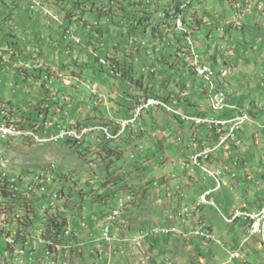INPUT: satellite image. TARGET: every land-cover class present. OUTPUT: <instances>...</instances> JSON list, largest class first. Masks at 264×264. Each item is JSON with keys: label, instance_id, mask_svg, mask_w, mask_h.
I'll return each mask as SVG.
<instances>
[{"label": "rangeland", "instance_id": "obj_1", "mask_svg": "<svg viewBox=\"0 0 264 264\" xmlns=\"http://www.w3.org/2000/svg\"><path fill=\"white\" fill-rule=\"evenodd\" d=\"M10 1L7 0V4ZM110 1L85 0L88 10L79 12V16L90 24L96 25L95 29L105 33L104 37L109 47L116 44L121 46L119 49V61L122 65L126 63V69L134 77V86L130 80L125 79L128 82L125 83L124 78H118L113 71H109L107 68H100L93 57L87 61L83 59L78 61L77 64L85 68L74 69L75 67L72 66L69 58L59 54L55 57V61L59 66H64L67 70L74 67L76 76H79L81 71L85 79L98 84L99 92L105 96V102L111 103L110 108L115 115L129 116L128 110L132 105L129 101L136 98V95H142L143 97L150 94L140 91L141 89L139 90L135 86L136 82L143 78L150 87H154V92L150 94L151 97L154 94H166L168 96V90H170L176 94V98H179L181 93L178 88H181L183 90L182 93L187 94L188 100L197 103L199 107L205 110L210 111L208 107L212 110V101L209 97L210 84L199 76H197L198 79L192 80L190 75L184 71L181 63L177 64V70L173 74H164L163 67L158 64L157 74L154 76L140 71L141 66L147 63V59L135 65L133 58L129 55V51L133 49V45L130 43L132 34L129 35V22L133 21L132 16L138 14L139 11L134 5H131L130 0H116L119 7L115 14L110 18L102 17L101 12H98L97 9L101 10V6H110ZM143 1L139 0L138 3H144ZM161 1L163 5H166L170 0ZM194 1L192 0L191 3ZM201 1L199 0L198 4L190 10L191 13L197 14L202 18L205 21V25L207 24V26L204 25L205 30L190 33L195 44L196 54L199 55V61L203 64H209L210 67L214 66L218 74V72L222 71L220 68L225 66L221 60L223 58L226 59L230 55L227 53V57H223L224 54L228 49H233L234 54L228 60L231 63L229 66L224 67L226 73L223 70L224 73H220L217 82L222 84L220 88L230 95L233 101L232 104L238 109H242L248 114L249 111H254L253 113H255L258 110L259 115L252 116L249 114V123L239 133V140L242 142L241 146L238 147L237 153L239 154L238 158H236L239 161V165H231L230 160H228L226 162L229 165L228 168H220L219 178L228 187H222L218 193L211 197L216 202V207L202 206L200 207L201 210L199 208L193 217L188 218L191 223L187 224L189 228L185 231L186 237L182 236L179 238L176 235H171L149 239L141 243L137 248L133 245L130 248L129 243L122 242L121 245L124 246V251L112 246L114 250L112 258L114 260L120 259V264H162V262L167 264H244L238 260L230 261L231 255L239 250L248 264H264V248L261 247V240L257 238L249 239L248 232L242 222L235 224L225 222V217L231 216L234 207L246 205L248 210H250L254 207V202L260 203V198H264V28L262 32H259L258 27L255 26L256 15L252 16L258 10L262 11L264 16V0H250L251 15L245 13L240 20L242 24L248 22L250 25L239 30L235 29L234 32L232 31V36L237 41L229 43V45L223 41V37L226 34L229 36L230 33L218 32L217 28H224V26L229 28L227 22L229 20L233 22L241 11L233 9L224 0H204L202 3ZM237 1L244 2L245 0ZM260 2H262V6H260ZM92 5L95 6L94 9ZM243 7L245 9V5ZM248 7L247 5L246 9ZM164 8L167 9L168 7H161L160 9ZM68 10L72 12L73 6L69 4ZM11 15L16 19L13 26H10L4 20V18ZM187 15L189 16L190 14L187 13ZM152 16V22L162 25L160 12L158 19L156 15ZM263 16L257 14L258 18ZM23 17V12L15 11L11 13L7 7H0V26H4L3 28L17 26L16 32L20 33L18 26L22 24V21L21 24L19 22ZM24 21L25 24L27 23L33 29L29 33L38 31L39 34L41 33L45 36L50 33L40 25L35 24L33 20ZM166 30L167 28L163 32ZM134 32L137 33L136 35L141 34L140 30L136 31L134 29ZM18 35L27 39V41L20 43V47L28 49L25 44L31 45L29 34L21 33ZM210 35L212 38H210ZM181 36L183 34L178 32L179 39H181ZM83 41L86 42V39ZM145 41L148 48L152 49L154 47L155 42L152 38ZM170 41L176 44V39L172 33L164 35L163 41L160 40L158 45L167 61L169 55L175 51L174 47H169ZM181 44L186 50V42L183 41ZM22 50L20 49L19 51ZM107 52V49L102 50L100 56L106 58ZM1 54H4V52L0 51V56ZM83 55L87 56L89 53L84 52ZM214 56L216 57L215 60L218 59V63L214 60ZM189 58L191 59L192 57ZM190 59H186L184 63L190 64ZM148 63H153V60L148 59ZM40 68L41 66L39 65ZM7 73L8 76H1L0 79L2 80L0 102L4 105H9V102L13 101L15 106L25 108L30 113L29 104L35 103V106H37L38 99L36 96L29 95L27 90L32 88L33 91L31 93L35 91L38 96L40 95L38 93H41V88L26 85L28 89H24L25 85L20 83L21 78L14 70ZM53 74L55 77L63 76V73L59 72L49 73L52 76ZM184 74L186 75L184 76ZM65 79H67L68 84H74L72 75H65ZM11 81L13 84L19 83L22 86V90L16 86L7 87L6 84ZM165 82L169 84V87L165 86ZM188 85L190 87H187ZM61 91L69 96L73 93L72 90L65 86L61 88ZM77 91L79 96L81 95L80 99L84 104L83 107L88 109L87 116L91 117L94 107L86 88L80 86ZM181 104L182 112L188 113L187 115H196L187 111L184 103ZM83 107L81 108L83 109ZM100 110H97V112L99 114L103 113L101 117L109 119L111 112L106 113L105 109L101 107ZM118 110L125 112L122 115ZM210 112L213 114V111ZM234 113L236 114L237 111H234ZM32 114L35 117L37 116L35 112ZM170 114L173 115L171 112ZM216 115L218 114L213 116ZM76 117L81 119L79 115H76ZM168 117L169 115L162 110L158 111V114L146 112L144 117L137 122L134 130L126 137L113 143L96 141L92 147H82L79 152L71 147L61 145L64 144L62 142L47 145H36L17 140L6 144L0 142V162L4 160V157H8L11 163V171L21 175H27L38 168L45 167L49 162L59 164L60 172L64 179V184L59 188H63L66 194H70L69 201L72 202V207L66 206L62 213L67 218V222L73 223V226L76 227L75 230L81 232L82 222L85 223L86 228L84 229L86 231L83 232L85 235L86 232H89L90 235L91 233H99L104 214L111 212L114 210L113 208L117 207L122 195L133 194L134 200L127 206L119 223L122 232L119 233L118 238H121V241L126 240L132 237V231L135 234L137 231H143L155 226H166L168 215L176 210L175 202H183L181 206H185L188 203L192 205V203L197 201L198 192H193L196 188L195 186L185 190L187 193V204H184L185 201L183 199L178 198L180 195L178 189L182 190L183 187H178L177 193L176 188L181 185L183 179H186V174H192L200 178L204 190L215 186L212 176L195 168L190 162L189 156L193 150V143L188 138V134H190L188 128L185 126L184 131L179 132L176 129L177 126L183 129L184 125H180L175 119L173 123L167 120ZM178 138L184 139L182 140L183 142ZM213 138H215L214 135ZM218 153L221 152L219 151ZM90 163L94 165L91 166ZM189 163L191 164L188 165ZM209 169L215 171L212 168ZM93 181L94 183H91ZM204 190H200V192ZM175 197L174 202L173 198ZM102 198L107 204L102 203V200H100ZM46 212H50V214L45 216ZM50 216L51 209H44V220L49 219ZM198 220H203L208 226L212 227L216 232V236L221 239L225 246H219L216 243L204 241L200 238H191L188 235L189 233L186 232L192 230V226ZM41 225L43 224H35L37 228L35 230L40 231L38 227ZM121 226L124 227L121 228ZM3 246H5L4 241L0 240V251ZM121 258L124 260H121ZM135 258H137L136 261H134ZM82 259L85 261L86 259L88 261L97 260L95 256L90 258L79 257L72 260L69 264H78ZM107 260L109 259L107 258Z\"/></svg>", "mask_w": 264, "mask_h": 264}, {"label": "built area", "instance_id": "obj_2", "mask_svg": "<svg viewBox=\"0 0 264 264\" xmlns=\"http://www.w3.org/2000/svg\"><path fill=\"white\" fill-rule=\"evenodd\" d=\"M13 1L25 3L30 15L44 18L47 28L55 27L61 42L65 44V48L61 50V55L74 54V61L71 64L75 69L85 68L79 66L78 61L81 59L87 61L93 57L100 68L113 71L118 78H127L124 73L126 69H123L126 63L122 65L119 61L121 46L116 44L109 47L106 44L105 33L95 29L96 25L90 24L79 16V12L83 8L88 10L85 0H36V7H29V1ZM138 1L130 0L131 5H134L139 13L133 15V21L129 22V35L132 34L130 43L133 45L129 55L133 58L135 65L147 59V63L141 66L140 71L154 75L157 72V65L148 63V56L158 54V50L148 48L145 41L152 38V15H156L158 19L160 8L168 7V21L165 26H160V28L165 27L168 30L165 31L166 34L172 33L178 37V30L172 29V20L174 19V13H180L183 9L184 0H170L166 5H163L161 0H153V2L144 0L145 4L138 3ZM224 2L232 4L234 9L241 11V14L251 7L250 0L244 2L224 0ZM69 4L73 6L72 12L68 10ZM247 5L249 7L246 9ZM260 6H262V2H260ZM118 7V2L111 0L110 6H101L100 8L103 14L112 17ZM195 21L194 16L190 24L195 23ZM190 24L186 27V36H181V39H179L187 44L186 50L183 46L179 47L181 57L184 60L192 57L189 70L193 76L197 77V71H205L204 80L210 84L209 97L211 101L231 105L230 95H224V90L219 87V84L218 86H211V78H218L220 72H218V76H211L209 64H203L199 61V55L196 54L195 44L190 35ZM235 24L236 29L249 25L248 22L242 24L240 21H236ZM134 29L141 31V34H138L140 37L136 35ZM226 29V27H221L217 31L224 32ZM165 33L163 32L164 35H166ZM40 39L44 40L45 37L38 36L37 40ZM84 39H86V42L83 41ZM41 46V43L36 44L33 47L34 53H41ZM105 49L108 51L106 53L107 57L102 58L100 53ZM6 51L10 55L6 60L7 62L13 63L14 58L11 60L10 58L16 54L18 55L15 58H19L18 51L12 47L7 46ZM84 52H88L89 55L84 56ZM0 57L3 60L5 59L4 54H1ZM14 71L21 78L20 83L28 77L30 71H34L33 81L41 88L42 93H39L40 95L37 98L39 101H45V108L34 109V103H30L29 113L25 108L15 106L14 102H9V105L0 103V118L8 120V128H6L4 134H0V142L2 143H11L15 140L24 142L27 139H22V132H30V135L40 134L42 137L57 139L65 146L79 151L80 148L85 146L92 147L96 141L113 143L126 137L134 130L135 125L144 117V114L152 109L162 110L170 115V109L174 108L164 99L153 96L135 104L138 105V113H130L129 116L115 115L112 113L110 103L105 102V96L99 92L98 84L85 79L81 71L79 76H73L74 84H67L65 72H63L62 77H51L39 70V65H21L19 61L14 64ZM10 86H16L22 90L19 83L13 84L11 81ZM63 86L70 90H77L80 86L86 88L94 107L91 117L78 119L73 114L69 106L76 97L75 93L73 92L71 96L63 94L61 91ZM205 93L207 92L205 91ZM100 107L105 109L106 113L111 112L109 119H104L101 117L103 113L99 114L97 112ZM235 108L233 106V109ZM8 109H16L17 118H7ZM236 110V114L224 118H209L202 115L192 116L184 113H182V116H172L178 122L197 129L204 128L215 134L216 145L213 148L198 152L191 159L194 167L213 177L215 186L206 190L199 197L197 206L193 208L182 206L179 210L172 212L168 216L166 226L152 227L149 232H146L143 240H135V234L122 241L121 238H118L119 233L122 232L119 227L122 215L127 206L134 200L133 194H128L122 195L117 207L113 208L115 217L101 222V236L97 239L94 249L87 248V240L92 237V234L86 232L85 241L82 242L79 234L72 229L71 223L67 222V218L62 213L66 206L72 207V202L69 201L70 194H66L63 188H59L64 184L60 165L49 162L45 167L38 168L36 172L21 175L11 171L9 158L4 157V160L0 163V240L4 241L5 246L0 251V264H32L35 262L38 264H68L75 258L90 257V255L95 256L97 259L93 264H113L112 254L114 250L112 246L115 247L116 243L120 245L119 249L122 251L124 248L121 245L122 242L129 243L130 248L132 245L137 248L149 239L171 235L182 237V233H185L189 228L187 225L189 224L188 218L193 217L200 207H216V203L210 201L209 197L218 193L225 184L219 178V170L211 171L209 169L211 168L210 161L214 153H217L220 149L228 150L232 146L237 148L241 146L239 133L249 123L246 120V112L242 109L236 108ZM33 112L36 113V117L32 114ZM90 165L93 166L94 164L90 163ZM25 177H32V184H25ZM91 183H94V181ZM44 209H51L50 220H43ZM55 219H63L61 229L55 228ZM225 222L229 224L242 222L246 227L249 239L257 238L261 240V247L264 248V200L263 205L257 209L248 210L246 206L235 207L231 216L225 217ZM35 224H43V227H48V234L34 232ZM123 227L121 226V228ZM192 227V230L186 232L191 233V238H200L219 246H225L221 239L216 236V232L205 221L198 220ZM84 228H86V225L82 222L81 230L86 231ZM236 260L248 264L242 257L240 250L231 255L230 261Z\"/></svg>", "mask_w": 264, "mask_h": 264}, {"label": "crops", "instance_id": "obj_3", "mask_svg": "<svg viewBox=\"0 0 264 264\" xmlns=\"http://www.w3.org/2000/svg\"><path fill=\"white\" fill-rule=\"evenodd\" d=\"M203 1L204 0H202L201 3ZM198 2H199V0H197L193 4V6L188 10V14H190L188 16L189 18H194V14L191 13L190 10H192V8H194L198 4ZM228 5L234 9V6H231L230 4H228ZM2 6L7 7L11 13H14L15 11L16 12H18V11L19 12H23L24 13V17L19 22V24H21V21H22V24L20 26H18L19 27L18 30H20V33L16 32L17 31V26L16 27H11V28H9V27L3 28L4 26L3 27L0 26V51H3L4 52V56H5L4 60L0 57V79H1V76H3V77L8 76L7 72L14 70V64H16L19 61L21 62V65L22 64L23 65H28V64H30V65H33V64L34 65H40L41 68L39 70H41V71L43 70L42 72L45 71L44 72L45 74H49L51 72H59V73L65 72V74H69V73L74 72L75 68L73 69V67H72V69L67 70L64 66H59V64L55 61V57L58 56L59 54H61V50L63 48H65V44L63 42H61L60 37H59V35L57 34V32L55 30V27L47 28L46 27V20L44 18L30 15L28 13L26 4L23 3V2H20V1L19 2H14L13 0H11L7 4V0H0V7H2ZM250 10H251V7H249V10H246L243 14H241V12H240V14L237 15L236 18H234L233 22H231V20H229L227 22V25L229 24L228 25L229 28H227L226 31H224L222 33H230V35L228 36V34H226L225 37H223V41L225 43H227L229 45V43H233V42L237 41L236 38L233 37L232 33H231L232 31L234 32L236 27H237L236 24H235V21L239 22L241 20L242 16L245 13H247V14L249 13L251 15ZM257 14L263 16L262 11L258 10V11H256L255 14H252L253 17H254V15H256L255 18H257L255 26L258 27L259 32H262L263 28H264V16L261 17V18H258ZM195 15H197V14H195ZM4 20H5V22H8V24L10 26H13V23L16 21L15 17H13L12 15L8 16L7 18H4ZM24 20H30V21L33 20L35 24L40 25L42 28H44L45 30L49 31L50 33L47 34L46 36L44 34H41V33L39 34L38 31L36 33H29L33 29H31L32 27L30 25L28 26L27 23L25 24ZM195 20L198 21L199 25L201 26L200 30H205L206 29L204 27L205 24H204V21H202V18H200L197 15L195 17ZM196 21H195V23H196ZM248 24L250 25V23H248ZM153 25H155V26H153ZM153 25H152L153 28H151V35H153L152 39L155 42V45H154V47L151 50H158V54H154V56H148V59L149 60H153L154 64H156V65L158 64L161 67H163V73L164 74H168V73H172L173 74V72H175L177 70V64L181 63L184 71L186 72V74L188 73L190 75L192 80L193 79H198L197 77L193 76L191 74L190 70H189V66H190L191 63L190 64L184 63L185 60H184V58L181 57L180 50H179V47L180 46L182 47V44H181V41L179 40V38L175 34H174V37L176 39V44L172 43L171 41H170L171 43L169 44V47L170 48L174 47L175 51L173 52V54L169 55L168 61H167V59H165V56L162 53L161 49L158 47V45H159L160 40L163 41V37H164L163 30L165 28V27H161L160 28V26H165L166 22L165 21L162 22V25L161 24H157V23H153ZM195 26L199 30L198 25H195ZM205 26H207V24ZM224 27H226V26H224ZM21 33L22 34H29V42H31V45L25 44L28 47V49H26L24 47H20V43L22 41H27L26 38L22 37L21 35L20 36L18 35V34H21ZM39 35L40 36H44L45 39L44 40H41V39L37 40V37ZM245 37H247V36H245ZM38 43H41V45H42L41 46V53L36 54L33 51V47L36 44H38ZM62 44H63V47H62ZM7 46L12 47L14 50H17L18 53H19V58H15L18 54L14 55V56H11L10 60L12 58H14V62L13 63H10V62L6 61L8 59V57L10 56L7 53V51H6ZM20 49H23V50L19 51ZM227 53L230 54L229 57H227ZM233 54H234V50L233 49L232 50H229V49L227 50V52L223 56V57H227V58L226 59L223 58L221 60V61H223V65H225V66H229L230 65L231 61H228V60L232 58ZM72 56L74 57V54ZM63 57L70 58V57H68L66 55H64ZM159 57H161V58H159ZM187 59H190V58H187ZM69 60L72 62L71 59H69ZM190 60L192 62V59H190ZM216 62L218 63V59L216 60ZM225 66L221 67L220 70H225V68H224ZM4 68H6V70H4ZM45 69H47V70H45ZM123 69H126V65L123 66ZM157 70H158V66H157ZM124 73L127 75V78H129L131 80H134L133 75L127 69L125 70ZM215 73H216V68H215ZM220 73L223 74L224 72L220 71ZM156 74H157V72H156ZM186 74H184V76ZM33 75H34V71H30L28 77H26L25 80L21 81V83H23V85H25L24 89H28V88H26V85L38 86L33 81ZM215 76H218V74L216 73ZM215 79H216V81H215ZM218 79H219V77L218 78H214V82L217 84V86H218V82H217ZM1 81L2 80H0V85H1ZM125 83H128V82L125 81ZM131 83H132V81H131ZM164 84H165L166 87H169V84H167V82H165ZM132 85L134 86V84H132ZM220 85H222V84L219 83V87H220ZM6 86L7 87L10 86V83H7ZM135 86H137L139 90L141 89L140 91L145 92L147 94H149V93L151 94L152 92H154V87L153 86L150 87L148 85V83H146V80L144 78L142 80H140L139 82H136ZM187 87H190V86L188 85ZM191 87H192V85H191ZM71 90H72V92L75 93L76 97L74 98V101L71 103L69 108L72 109V112H73V114H75V116L79 115L80 118L87 117L88 109H85L83 107L84 104H83L82 100L80 99L81 95L79 96L77 90H74V89H71ZM178 90L181 93L180 95L182 97L180 96L179 98H176L175 97L176 94L174 92L170 91V90H168V96L166 94H164V95H155L154 94V96L159 97V98H160V96H162L163 98H165V100H166V102L168 104H170L172 107L176 108V110H179L180 112L183 111L181 109V105H182L181 103H184L185 107H187V111H190L192 114H196V115H200V116L202 115V116L209 117V118L231 117V116H233L235 114L234 111H237L236 110L237 107L234 104H232L233 101H232V98H231L230 99V101H231L230 104L231 105H229V107L226 108L225 111H223L221 113H216V112L213 111V114H211L210 111H212V110H211L210 107H208V109L210 111L199 107L197 105V103L192 102L191 100L187 99V94L186 93H182L183 90L181 88H178ZM31 91H33L32 88L27 90V93L29 95L37 97V95H36L37 92L34 91V92L31 93ZM150 94L147 95L146 97H144L143 99H145L147 97H151ZM135 97L136 98H133V99H131L129 101V103H132L131 107H129L130 109L128 108L129 109L128 110L129 114L133 113V110H134V108L136 106L135 104L137 102L143 100L141 98L142 95H136ZM43 102H45V101H39V99H38L37 100V103H38L37 105H40ZM35 105L36 104L34 103V108H35ZM233 106L236 107V108L233 109ZM81 107H83V109ZM158 111H160V110H151L150 112H155L156 114H158ZM118 112L123 115L125 111H119L118 110ZM182 113L185 114V112H182ZM186 114H188V113H186ZM215 114H218V115L213 116ZM255 114L259 115V111L256 110ZM123 116H126V115H123ZM167 120L172 121L174 123V118L172 117V115H169ZM179 124L182 125V126L184 125L183 129H180L179 126H177L176 129L179 132H183L184 128L186 126L188 128L189 133H190V134L187 133L188 134V138H190L191 142L193 143V150L191 151V155L189 156L190 161L198 152H202V151H204L206 149L213 148L216 145V136H215L214 133H211L210 131H208V130H206L204 128L197 129V128H194V127H192L190 125H187V124H181V123H179ZM213 135L215 136V138H213ZM180 139H181V142H183L182 140H184V139H182V138H180ZM233 149H235V150H233ZM238 149L239 148L233 146V147L229 148L228 150L220 149L219 151L221 153L223 152L222 154L218 153L219 151L217 153H214V155H213V157H212V159L210 161L211 168L214 169L215 171H217V170L221 171L220 168L227 169L229 165H227L226 162L228 160H230L231 165H239V161L236 160V158H238V154H239V153H237ZM186 167H188V166H186ZM178 182H180V181H178ZM194 186L196 188L193 190V192H198L197 201L192 203V205H189V203H188L189 206L185 205V206H188L190 208H193L194 206H197L199 204V197L206 190H208L210 188H207V189L204 190L202 182H201V179L197 178L196 176H194L192 174H190V175L186 174V179H183L182 182H181V185H178L177 188H176V193H177L178 187H183L182 190L178 189V191H180V195L181 194L183 195L182 197L179 195L178 198L179 199H183L185 201L184 204H187L186 203L187 193L185 192V190L187 188H191V187H194ZM225 186L228 187L227 184H225L223 187H225ZM200 190H204V191L200 192ZM214 195L215 194H213L212 196H214ZM212 196L209 197V200L212 201V202H215L214 200L211 199ZM173 199H174V202H175L176 197L173 198ZM261 199H262V201H261ZM263 200H264V198L261 197L260 200H259L260 203L254 202V204H253L254 207H252V209L260 208L263 205ZM182 203L183 202H178V203L175 202V204H174L175 207H176L175 211L179 210L182 207L181 206V205H183ZM257 203L260 204V205H258ZM174 205H172V207H174ZM185 206H183V207H185ZM243 206H246V205H243ZM246 207L248 208V206H246ZM234 208L232 209V211L234 210ZM200 210H201V208H200ZM175 211H173V212H175ZM167 222H168V218H167ZM189 223H191V222L189 221ZM71 225H72V229L79 234L80 240L82 242H84L85 241V234L83 233L84 231L80 232L78 230H75L76 227L73 226V223ZM245 230H246V227H245ZM137 232L135 233V236H136ZM91 234H92V237L87 240V248L93 250L95 245H96V243H97V239L101 236V232L99 231V233H91ZM132 234L134 235L133 231H132ZM115 245H116L115 247H117V248L120 247V245H118L117 243ZM121 260H124V259L121 258ZM136 260H137V258L134 259V261H136ZM112 263L113 264H120L121 262H120V259H116V260L112 259ZM157 264H159V263H157ZM164 264H167V263H164Z\"/></svg>", "mask_w": 264, "mask_h": 264}, {"label": "bare ground", "instance_id": "obj_4", "mask_svg": "<svg viewBox=\"0 0 264 264\" xmlns=\"http://www.w3.org/2000/svg\"><path fill=\"white\" fill-rule=\"evenodd\" d=\"M27 1H29L30 7H36V0H27ZM149 1L150 0H146V2H149ZM196 1L197 0H195L193 3H191L192 0H184V7L181 10V12L180 13H174V19L172 20V29H177L179 33L183 34V36H186V27L190 24V21H192V19H193V18H189L188 17V15H187L188 10L193 6V4ZM163 10H166V9L165 8L164 9H160V12H162ZM167 11H168V8H167ZM167 11L162 13V16H161L162 17V22H164V20L168 21V16L166 15V13H168ZM186 20L188 21L187 24H186ZM167 21H165V22H167ZM153 23H152V25H153ZM153 26H155V25H153ZM151 28H153V27H151ZM194 31H198V28L191 23L190 24V32H194ZM67 55H71V54H67ZM69 59H71L72 62L74 61V57L73 56H71ZM45 70H47V69H45ZM209 72L211 73V76H215L216 75L215 67L213 68V66L212 67L209 66ZM55 75H56V73H55ZM65 75H68V74H65ZM69 75L76 76L75 72L69 73ZM49 76L55 77L54 74H53V76L52 75H49ZM197 76H199L200 78L205 79V71H197ZM215 81H216V79H215ZM71 82H72V80H71ZM211 86H217V84L214 82V78H211ZM224 95H229V94H227L224 91ZM44 108H45V102H43L40 105L35 106L34 109H44ZM226 108H228V105L221 104L218 101H212V111H214L216 113H221V111L222 112H223V110L225 111ZM170 112L173 113V115H175V116H182V112H180L179 110H176L174 108H171ZM133 113H138V105L135 106V109L133 110ZM247 114L248 113L246 112V120L248 121V116H249V119H250V115L249 114L247 115ZM170 115H172V114H170ZM7 118H17L16 109H8L7 110ZM6 128H8V120L6 118H0V134H4L5 131H6ZM22 139H27V140H24V141L30 142V143H33V144H36V145H47V144H58V143H61L57 139H53V138H50V137H42V136H40V134H31L30 135V132H22ZM61 145H64V144H61ZM34 172H36V171L34 170ZM25 184H32V177H25ZM46 214L49 215L50 212H46L45 216H46ZM104 215H103L104 217H103V221L102 222H105L106 220H110L113 217H115V210H112L111 212H107ZM50 219H51V216H50L49 219H45V220H50ZM38 228H40V231H36L35 229H37V228L34 225V232H38V234H48V227H43V225H41ZM151 229L152 228L146 229V230H143V231L140 230L139 232H137V234L135 236V240H143L146 232H149ZM188 235L191 236V233H189ZM182 236L186 237L187 235L185 233H182ZM122 251H124V250L122 249Z\"/></svg>", "mask_w": 264, "mask_h": 264}, {"label": "clouds", "instance_id": "obj_5", "mask_svg": "<svg viewBox=\"0 0 264 264\" xmlns=\"http://www.w3.org/2000/svg\"><path fill=\"white\" fill-rule=\"evenodd\" d=\"M231 6H233L232 4H230ZM86 9V8H85ZM101 9V8H100ZM83 10V9H82ZM110 11V10H109ZM81 12H84V11H81ZM100 12H101V16L102 17H108L107 15H105V14H103L102 13V9L100 10ZM240 14V13H239ZM194 16L196 17L197 15H195L194 14ZM110 18V17H109ZM202 21H204L203 19H202ZM235 23H236V21H235ZM194 26L197 24L198 25V27L200 28L201 26L199 25V23H198V21H196V23H192ZM205 24V23H204ZM248 27V26H247ZM245 28V27H244ZM201 29V28H200ZM218 29V28H217ZM237 30H239V29H237ZM210 38H212V36L210 35ZM223 71V70H222ZM224 72H225V70H224ZM124 78V80L125 79H128V80H130V81H132V84H134V80H131V79H129V78H126V77H123ZM126 81V80H125ZM127 82V81H126ZM144 97H146V96H143V97H141L142 99L144 98ZM154 97H156V96H154ZM162 99H164L165 100V98H163L162 97ZM166 101V100H165ZM249 114H250V112H249ZM251 115V114H250ZM179 123H181V122H179ZM181 124H183V123H181ZM79 152V151H78ZM191 162V161H190ZM191 163H189V165H190ZM196 168V167H195ZM103 203H106L107 204V202H105V201H103ZM110 209H112V208H110ZM72 224V223H71ZM72 226V225H71ZM100 232H101V227H100ZM134 236V235H133ZM92 255H90V257H91ZM89 256L88 257H86V258H90ZM93 257V256H92ZM96 260H94V261H88L87 259H86V261L84 260V259H82V260H80L78 263L79 264H93L94 262H95ZM32 264H38L37 262H35V263H32Z\"/></svg>", "mask_w": 264, "mask_h": 264}, {"label": "trees", "instance_id": "obj_6", "mask_svg": "<svg viewBox=\"0 0 264 264\" xmlns=\"http://www.w3.org/2000/svg\"><path fill=\"white\" fill-rule=\"evenodd\" d=\"M152 1H153V0H150L149 2H152ZM92 6H93V9H94L95 6H94V5H92ZM85 10H86V9L83 8L82 11H85ZM97 10H98V12L100 11L99 9H97ZM165 11H167V9H166V10H163L162 12H160V16H162V13L165 12ZM109 12H111V11H109ZM109 12H108V13H109ZM167 12H168V11H167ZM108 13H107V14H108ZM109 14H110V13H109ZM166 15L168 16V13H166ZM107 16H109V15H107ZM161 19H162V17H161ZM187 22H188V21L186 20V24H187ZM63 56H64V55H63ZM66 56L71 57L72 54H71V56H69V55L66 54ZM213 58H214V60L216 59L215 56H214ZM215 61H216V60H215ZM22 65H23V64H22ZM213 68H214V66H213ZM75 75H76V74H75ZM154 75H156V74H154ZM154 75H153V76H154ZM249 112H250V111H249ZM253 112H254V111H253ZM253 112H250V114H251L252 116H253V115H254V116L257 115V114H255V113H253ZM100 200H102V203H103V201H104L103 198L100 199ZM100 202H101V201H100ZM43 220H44V218H43ZM59 223H60V224H59ZM55 224H56V225H55V228H60V229H61V228L63 227V221H62V219H55ZM56 226H57V227H56ZM164 263H166V262H162V264H164Z\"/></svg>", "mask_w": 264, "mask_h": 264}]
</instances>
